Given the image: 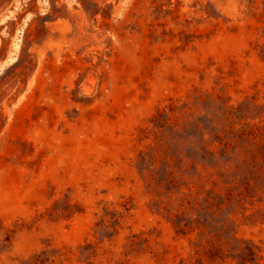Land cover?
<instances>
[{
    "label": "rangeland",
    "instance_id": "374dc122",
    "mask_svg": "<svg viewBox=\"0 0 264 264\" xmlns=\"http://www.w3.org/2000/svg\"><path fill=\"white\" fill-rule=\"evenodd\" d=\"M4 11L0 264H264V0Z\"/></svg>",
    "mask_w": 264,
    "mask_h": 264
},
{
    "label": "water",
    "instance_id": "95a60500",
    "mask_svg": "<svg viewBox=\"0 0 264 264\" xmlns=\"http://www.w3.org/2000/svg\"><path fill=\"white\" fill-rule=\"evenodd\" d=\"M12 0H0V16L4 10L10 5Z\"/></svg>",
    "mask_w": 264,
    "mask_h": 264
},
{
    "label": "crops",
    "instance_id": "0c3cea01",
    "mask_svg": "<svg viewBox=\"0 0 264 264\" xmlns=\"http://www.w3.org/2000/svg\"><path fill=\"white\" fill-rule=\"evenodd\" d=\"M3 15H4V16H3ZM5 16H7L6 11H4V12L1 14L0 19L3 18V17H5Z\"/></svg>",
    "mask_w": 264,
    "mask_h": 264
},
{
    "label": "bare ground",
    "instance_id": "6f19581e",
    "mask_svg": "<svg viewBox=\"0 0 264 264\" xmlns=\"http://www.w3.org/2000/svg\"><path fill=\"white\" fill-rule=\"evenodd\" d=\"M4 16V15H3Z\"/></svg>",
    "mask_w": 264,
    "mask_h": 264
}]
</instances>
